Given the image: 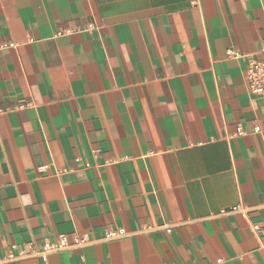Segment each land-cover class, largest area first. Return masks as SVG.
Wrapping results in <instances>:
<instances>
[{
	"label": "crops",
	"instance_id": "0c3cea01",
	"mask_svg": "<svg viewBox=\"0 0 264 264\" xmlns=\"http://www.w3.org/2000/svg\"><path fill=\"white\" fill-rule=\"evenodd\" d=\"M250 59L264 0H0V264H264Z\"/></svg>",
	"mask_w": 264,
	"mask_h": 264
},
{
	"label": "built area",
	"instance_id": "2783aa9c",
	"mask_svg": "<svg viewBox=\"0 0 264 264\" xmlns=\"http://www.w3.org/2000/svg\"><path fill=\"white\" fill-rule=\"evenodd\" d=\"M88 29H92L93 25L88 24ZM230 55H235V51L230 50ZM246 79L248 83V89L251 93L256 95H264V61L263 60H255L250 59L247 64V70H246ZM254 131H259V126L256 125L254 127ZM238 132L240 133L241 130L238 129ZM227 212H240L242 216H245V212L239 208V206H231L226 209H220L219 213L224 214ZM151 226H147L146 229H149ZM165 229V232H170L169 226H163ZM256 230H258L257 227H255ZM124 234V230L122 228L118 229H107L105 231V237L106 238H112V237H118L122 236ZM87 239L85 236L80 235H74L72 242L68 243L67 240L60 236L56 239V241L51 242L49 240L45 241L42 245V249L40 251H35L33 248H30L32 253L40 255L43 259H45V254L52 250V249H64L71 245H80L86 242ZM26 254V250L21 249L17 252L18 256H23ZM14 256L12 252L9 253V257Z\"/></svg>",
	"mask_w": 264,
	"mask_h": 264
}]
</instances>
